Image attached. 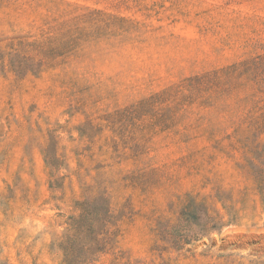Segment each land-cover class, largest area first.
I'll return each instance as SVG.
<instances>
[{
    "label": "rangeland",
    "instance_id": "rangeland-1",
    "mask_svg": "<svg viewBox=\"0 0 264 264\" xmlns=\"http://www.w3.org/2000/svg\"><path fill=\"white\" fill-rule=\"evenodd\" d=\"M0 264H264V0H0Z\"/></svg>",
    "mask_w": 264,
    "mask_h": 264
}]
</instances>
